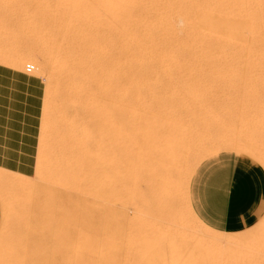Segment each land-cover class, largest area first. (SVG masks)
I'll return each mask as SVG.
<instances>
[{"label":"rangeland","instance_id":"374dc122","mask_svg":"<svg viewBox=\"0 0 264 264\" xmlns=\"http://www.w3.org/2000/svg\"><path fill=\"white\" fill-rule=\"evenodd\" d=\"M263 1L0 0V65L20 68L28 74L30 98H39L35 161L40 159L29 177L0 172V264H175L182 257L200 259L206 264H226L232 257L226 243L195 246L183 239L184 228L199 238L207 232L186 210L187 166L178 171L168 212H164L149 190L157 162L146 158L138 192L142 204L135 212L142 219L136 216L140 221L136 220V214L126 210L116 171L106 172L107 176L93 171L104 158L93 152L100 126L97 119L93 123L86 116L83 102L92 96L102 98V76L112 71L115 83L123 82L128 92V99L117 98V92L113 96L124 110L118 138L123 140L126 131H133L139 121L148 117L169 119L179 113L190 122L185 144L208 148L188 164L193 172L190 185L203 163L220 156L247 160L264 172L263 167L243 154L227 151L211 155L209 150L212 145L235 140L264 148V98H150L157 90V95L163 96L162 90L176 83L179 74L186 70L192 77L186 76L184 81L192 82L197 76L209 82L213 92H217L210 76L214 71L235 84L253 74L262 78L258 70L264 66ZM246 21L258 31V47L251 44L254 36L246 34ZM256 59L258 67L253 63ZM164 69L171 75L165 76ZM152 74L157 76L156 81L151 79ZM130 83L135 85L131 91L127 90ZM34 86L35 95L31 92ZM133 90L142 98H131ZM263 207L264 200L249 228L224 233L239 236L255 232L250 247L257 248L259 240L264 239V227L260 230L262 223L264 226V209L260 211Z\"/></svg>","mask_w":264,"mask_h":264},{"label":"bare ground","instance_id":"6f19581e","mask_svg":"<svg viewBox=\"0 0 264 264\" xmlns=\"http://www.w3.org/2000/svg\"><path fill=\"white\" fill-rule=\"evenodd\" d=\"M245 2H246V0H245ZM253 2H255V1H253ZM259 4H261V3H259ZM251 7H253V6H251ZM237 9H239V8H237ZM235 18H237V17H235ZM227 21L229 22V20H227ZM232 22H233V20H232ZM230 25L232 26L233 24H230ZM236 25H237V23H236ZM253 27L254 26H252V24L250 22H248V21L244 22V28H245L246 34H248L250 36H254V38L252 39V43L251 44L253 45V47H258L259 42H260L259 41V36H258V31H256L255 29H253ZM226 29H228V28H226ZM222 30H224V29H222ZM236 32H234V34ZM234 34H233V36H234ZM254 34H256V35H254ZM246 37H248V36L246 35ZM212 40H213V38H212ZM222 40L224 41V39H222ZM215 41H216V39H215ZM237 41H239V40H237ZM262 41H264V40H262ZM226 42H228V41H226ZM226 50H228V49H226ZM224 51H225V49H224ZM0 56H1V54H0ZM224 57H225V55H224ZM151 58H153V57H151ZM5 59H4V61H5ZM10 60H12V58ZM202 60H203V58H202ZM7 61H8V59H7ZM18 61L21 63L22 60L21 61L18 60ZM10 63H11V61H10ZM17 63H14V64L16 65ZM253 63L257 67H258V65H260V64L257 65V59ZM1 64H2V62H1ZM6 64H8V63H6ZM226 65H228V64H226ZM25 66H26V64H25ZM16 67H19V64L17 66H15V68ZM244 67L245 66L243 65V68ZM147 68H149V67H147ZM225 68H227V67H225ZM229 68H230V66H229ZM181 69L183 70V68H181ZM19 70H20V68H19ZM152 70L153 69H151L150 71H152ZM219 71H220V69H219ZM258 71L262 73V75H261L262 78L259 79L258 76H255L253 74V75H250L249 77H246V76L243 77L242 79L239 80V82H236V84L235 83H232L231 81H229L220 72L214 71L210 76H211V79L213 80V82H215V84H216L215 86H216L217 92H213L212 91V86L209 84V82H207L205 80L204 81L203 80H200V78L198 79L197 76H195L193 78V81L192 82L184 81V77H186V76L192 77V73L190 72V70H186V71H183V75L179 74L180 79H178V81H176V83H174L172 86L168 87V89H163L162 90L163 91V96H158L157 95L158 94V90H157V93H151L150 98H161V99L162 98H264V66L261 65ZM26 72H27V70H26ZM120 73L123 74L122 71ZM162 73L165 76H168L170 74V72L167 69H164L162 71ZM200 73H201V71H200ZM94 75H96V72L94 73ZM102 77L105 79V81H103V83L100 84V86H102V95H103L102 98L101 99H95L97 97H95V96H92L91 97L90 96L91 98H88V99H86L83 102V108L85 110L84 112H85L86 116L92 122L95 119H97L98 121H96V122L97 123L99 122V126H100V128L98 127L99 128V130H98V136H99V138H97V140L94 142L95 151H93V152H95V154H96L95 156H97V154H98V155H102L104 158L102 159L103 161L101 162V165L99 167H94L93 168V171L94 172H98V170H99V171L103 172L104 175H106V172H110L112 170L113 171L114 170L116 171V174H118L120 176V181H121L120 182V184H121L120 185V194H121V196L123 198L122 201H123V204H124L126 210H129V211L135 213V212L138 211V209L140 208V206L142 204L141 198H140V196H138V192L140 193V187H141L140 184L142 185V183H143L141 181V173H142V165H143L144 160L146 158H148V157L155 158V162H157V169H156V173H155L154 180L152 182V188L151 189L149 188V190H152V197L151 198H153V200H154L155 204L157 205V207L160 210L164 211V212H168V208L170 206V200H171V198L173 196V193H174V180H175V177H176L178 171L183 166H187L186 167L187 168V172H186V175H187V178H186L187 179V188H186V193H185V204H186L185 206H186V210L189 213V215L191 216V218H193L200 226H204L207 229V232H205L204 235H201L200 234L203 237L199 238V237H197L195 235L196 233L193 234L192 233L193 231L191 232L188 228H184V230L182 229L183 230L182 236H184L183 239L186 238L188 240V242H190L191 245H195V246H207V245L208 246H221V244L223 242L226 243V245L229 246V248H231L230 250H232V255H231L232 257H231L230 260H228V261L225 262L226 264H264V239H262L261 241L259 240L258 247L257 248L255 247V248L252 249L250 247L252 245L251 243L255 240L254 239V236H256V233L255 232H250L248 234L239 235V236H235L233 233H224V232L221 233V232H217V231H214V230L208 228L205 224H203L197 218V216L195 215V213L193 212V210L191 208V205H190V202H189V187H190V180H191V176H192V173L193 172L192 171L190 172V169L188 167V164L196 156H198L199 153L205 151L208 148L206 146H201V147L195 148V147H192V146H187L185 144V142H186L185 141V139H186L185 138V135L189 131V126H190L189 120L186 119V118H183L181 116V114H179V113L176 114L175 116H173L172 118H169V119H168V117L166 118V117H161V116L148 117L146 119L144 117L145 120L144 121L142 120L143 122L142 121H139V124L134 127L133 131H131V132L126 131L125 132L124 139L122 140V139L118 138V135H119V127H118V124H119L120 117H122V113L124 114V112H123L124 110L121 109V104H118V103L116 104L114 102L113 96L117 92V94H118L117 95V98H125V99L127 98L128 99V97L126 96V93H128V92L125 89L126 87L124 88L123 82L120 83V84H116L115 83V76L112 73V71H108V72L104 73V76H102ZM78 78L81 79V77H78ZM96 78H98V77H96ZM82 79H84V78L82 77ZM151 79L154 80V81H156L157 80V76L154 75V74H152L151 75ZM48 80H50V79H48ZM88 81H90V80H87V82ZM91 82H92V80H91ZM91 82H89V83L91 84ZM49 83H51V82H49ZM133 87H135L134 83H130L128 85V89L127 90H130L131 91ZM223 89H226V93H224V94L222 93V95H221V91ZM238 89H240L239 92H237ZM60 92H59V94H60ZM137 92H138L137 90L135 92L133 90V92H131L132 93V95H131L132 97L131 98H142V95H140V93H137ZM238 93L240 94L239 97H236L235 95H233V94H238ZM47 95H46V98H47ZM99 95H100V93H99ZM49 96H50V94H49ZM60 97H61V95H60ZM46 98H45V100H46ZM45 107H46V104H45ZM143 107H144V105H143ZM45 110H43V111H45ZM45 113H46V111H45ZM127 113H125L126 114L125 116H127ZM54 115L56 116V114H54ZM128 116H129V114H128ZM130 118H132V117H130ZM54 119H52V120L54 121ZM125 119H127V117ZM83 120H84V118H83ZM49 121H51V120L49 119ZM55 121H58V120H55ZM125 121L126 120H124V122ZM127 121H129V120L127 119ZM56 125H55V127H56ZM127 125H128V122H127ZM76 127H78V126H76ZM95 128H96V126H95ZM86 130H87V128H85L84 131H85L86 135H88L87 132H86ZM122 130L125 131V129H122ZM199 143H200V141H199ZM80 144H83V143L80 142ZM209 150H211L210 151L211 152V155H214V154H217V153H220V152L221 153L222 152H227V151H232V152H236V153H239V154H243L245 156H248V157L254 159L257 163H259L264 168V148H261L260 146H253V145H250L248 143L237 142L235 140V142L228 141V142H225V143H222V144L212 145L211 147H209ZM86 153H87V151H86ZM38 160H40V159H38ZM143 176L145 177V174ZM149 202L152 203V201H149ZM173 204H174V202H173ZM150 207H152V206H150ZM149 208H146V209L148 210ZM122 210H124V209L122 208ZM126 210H124V211H126ZM155 211H157V210L155 209ZM140 212H142V211L140 210ZM149 212H150V210H149ZM128 213H130V212H128ZM152 213H154V211ZM135 214H134L135 215L134 218H137L136 216H138V213H135ZM156 214H157V212H156ZM139 218H141V216ZM136 220H138V218ZM138 221H140V220H138ZM156 222H157V220H156ZM133 223L135 225V222H133ZM159 224L161 225L162 223H159ZM128 226H129V224H128ZM263 227L264 226H263V223H262L260 230L263 229ZM136 230H137V228H136ZM147 231H148V229H147ZM150 232H148V233H150ZM211 233H214V234H216V233L224 234V237H221V238H218L217 237L216 238V237H214L215 235L213 236ZM157 236H159V235H157ZM149 237H151V236H149ZM161 238H163V237H161ZM151 247H153V246H151ZM165 248H166V245H165ZM177 249H179V248H177ZM167 250L168 251L171 250V253H175V252H172V249H170L169 247H168ZM174 250H175V248H174ZM181 252H182V250H181ZM5 254L7 255V253H5ZM168 255H170V254H168ZM180 257H182V256H180ZM228 257L230 258V256H228ZM201 258H203V257H201ZM213 263H216L215 260H214ZM175 264H206V263L203 260H200V259H196V258L195 259L194 258L185 259V258L182 257V258H179V259L177 258V260L175 261Z\"/></svg>","mask_w":264,"mask_h":264},{"label":"crops","instance_id":"0c3cea01","mask_svg":"<svg viewBox=\"0 0 264 264\" xmlns=\"http://www.w3.org/2000/svg\"><path fill=\"white\" fill-rule=\"evenodd\" d=\"M30 81L25 72L0 65V172L23 177L31 176L37 163L35 124L39 98H30ZM32 82L36 86L39 83ZM36 86L31 88L34 95ZM263 200L264 172L234 156L203 163L190 185L193 212L214 231L246 230Z\"/></svg>","mask_w":264,"mask_h":264}]
</instances>
